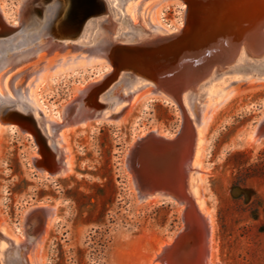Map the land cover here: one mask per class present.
<instances>
[{"label":"rangeland","instance_id":"1","mask_svg":"<svg viewBox=\"0 0 264 264\" xmlns=\"http://www.w3.org/2000/svg\"><path fill=\"white\" fill-rule=\"evenodd\" d=\"M140 1L112 0L115 38L124 40L125 34L140 33L142 27L151 33L149 20L161 31L182 24L180 7L158 6L149 12L155 2L146 0L136 10ZM22 3L0 0V66H5V60L11 62L0 67L3 107L26 112L31 107L29 113L44 121L41 128L48 143L55 144L73 171L65 178H42L32 163L37 149L32 138L14 124L3 126L15 131H0V237H5L0 243L1 264H162L153 255L182 228L181 210L171 204L140 205L123 164L137 136L153 130L174 136L181 123L179 110L161 101H145L142 90L128 105L116 109L121 110L116 122L100 120L92 130L75 135L50 128L62 122V111L77 90L103 72L96 66L65 72L63 58L86 57L84 44L92 45L104 29L94 20L74 42L54 39L42 29L32 39L38 47H30L35 43L16 45L27 25L38 27L34 20L45 18L34 10H41L39 1L21 11ZM26 54L30 57L16 62ZM51 58L61 64L55 67L56 63H49ZM244 62L211 82L212 86H230L229 98L208 113L210 152L206 177L199 187L204 210L214 215L215 264H264V145L253 147L248 142L264 118V55ZM23 91L31 94L30 99L21 100ZM255 138H263L262 131ZM51 205L54 217L37 223L31 211Z\"/></svg>","mask_w":264,"mask_h":264},{"label":"water","instance_id":"2","mask_svg":"<svg viewBox=\"0 0 264 264\" xmlns=\"http://www.w3.org/2000/svg\"><path fill=\"white\" fill-rule=\"evenodd\" d=\"M36 1L41 10L35 8V12L44 13L45 18L48 13L51 16L49 33L54 39L74 42L83 36L86 24L94 20L101 21L105 34L92 45L85 43L83 51L87 59L96 58L101 62L96 67L103 72L97 80L77 90L76 97L62 111V122L52 127L61 130L77 123L101 120L109 98L117 96L128 104L129 96L125 97L122 92L124 83L138 80L146 90L145 101H161L176 107L181 123L172 137L149 132L134 139L123 164L130 186L139 201L163 196L185 203L189 198L198 120L191 121L187 116L184 98L195 93L212 73L231 69L241 50L248 58L264 55V0H155V8L167 3L170 7H180L182 24L174 30L129 40L113 35L112 0H23L20 10ZM45 18L34 22L41 25L47 21ZM119 112L109 115L106 121L116 122ZM0 123L14 124L32 138L37 147L32 163L39 172L51 177L64 168V157L52 142L48 143V137L33 115L3 108ZM260 131L264 138V118L255 129V135ZM54 211L55 206L51 205L36 208L31 213L40 223L53 218ZM197 214L204 227L206 244L210 232L204 217ZM190 219L185 205L181 210L183 226L167 249H161V254H169L180 241L195 235L187 227ZM204 254H208L206 247ZM159 259L158 255L156 260Z\"/></svg>","mask_w":264,"mask_h":264},{"label":"bare ground","instance_id":"3","mask_svg":"<svg viewBox=\"0 0 264 264\" xmlns=\"http://www.w3.org/2000/svg\"><path fill=\"white\" fill-rule=\"evenodd\" d=\"M135 1H137V0H135ZM143 1H146V0L140 1L138 5L134 6V8L137 10V8L139 7L140 3L143 2ZM153 1L156 2L155 0H151V2H153ZM159 7L160 8H166V7H170V5H169V3H167V4H164V5H159ZM154 9H155V6L153 5L149 12L154 11ZM45 19L47 21L42 23L41 25H39L37 23L38 27H31L30 24L27 25L24 28V30H22V32H24L23 38L21 39V41L17 40L19 42L16 43V45L19 44V43L20 44H22V43L23 44H27L28 46L30 44L32 45L35 42H37L36 36L39 34L38 32H40V30L44 29V31H43L44 33L46 31L49 32L50 31L49 30V22H50V19H51V16L49 15V13L47 14V17ZM27 21H29V20H27ZM29 22H27V23H29ZM91 22H93V21H89L86 24V26L84 28V32L87 30V28H89V26L91 25ZM147 22L149 23V26L152 28V31H151L150 34L147 33L146 29H144L142 27V28L139 29L141 31L140 33H137V32L134 33L135 32L134 31L130 37L129 36L127 37L126 34H125L124 40H129V39H132V38L141 39L142 37H145L147 34L155 35V34H160L162 32H165V31H161V29L158 26L154 25L150 20L147 21ZM95 24L99 28L103 27L101 21H95ZM22 26H23V24H22ZM101 30H103V29H101ZM84 34H82V35L84 36ZM44 35H47V33L44 34ZM12 36H10V37H12ZM104 36H105L104 32H98L95 35L94 40L97 41V40L103 38ZM17 37H20V36H17ZM33 37L36 38L35 39L36 41L34 43H33V40H32ZM47 37H48V35H47ZM43 41L45 42L46 40H43ZM4 43L5 42H3V46H4ZM37 45H39V43H35L34 45H32L30 47L31 48H33L35 46L38 47ZM77 46L82 47L84 45H82L81 43H78ZM10 47H9V49H11ZM1 50H2V47L0 46V51ZM39 50H41V49H39ZM37 51H38V49H37ZM5 52H3V53H5ZM9 55H10V53L8 54V56ZM29 57H30V55L26 54L22 58L18 59L16 62L19 61L21 63V61H24V60H26ZM79 58L82 59V61H77ZM247 58L248 57H247V54L245 53V51L241 50V54L237 58V61H236L235 65L239 66L240 64H242L244 62V60H247ZM56 59L57 58H51L49 60V63L50 64H55L56 63V66L60 65L61 64V60L57 61ZM47 60H48L47 57L42 59L43 62H47ZM63 60L64 61H62L63 62L62 66L63 67H67L65 72L66 71L73 72V70L79 69L81 66L94 67V66H100L101 65V62L98 61L96 58L87 59V57H83L81 55L66 57V58H63ZM5 62H6L5 66L8 65V63H11L10 60L9 61L5 60ZM3 63H4V61H3ZM13 63H14V61H13ZM235 65L231 67L232 70L237 68ZM5 66L2 64L3 68ZM232 72L234 73V71H232ZM41 73L42 72H40L38 74L36 80H39V77H40ZM222 74H223V72L216 73V74L212 73L206 79V81L203 82V84L196 90L195 93L187 96L186 98H184V101H183V106L185 108L187 116L191 119V121L198 120V124L196 126L197 143H196L194 158H193L192 165H191V174H190L189 183H188V194H189L188 197L189 198H187L185 200V203L184 202H178V201H175V200H171L170 198H166V197H163V196H150V197L145 198L144 200H141V201L137 200L140 205L142 204V205H144L146 207L147 206L149 207V206H151L153 204H171L177 210H183L185 208V205H186V213L190 214L191 219L189 220V223H188L187 227H188V230L190 231V233L193 232L195 235L194 236L193 235L192 236L189 235L184 240L180 241L178 243V245H176L177 247L175 246L176 248L173 251H171L169 254L166 253L165 255H163V254H161V251H160L159 254L153 255V256H156V258L159 255V258H160L159 261H161L162 264H215V262L213 261V252L215 250L213 249V246L211 245V234H212V231L214 229V215H213V213L211 211L207 212V211L204 210V208L202 206L201 198H200L199 187H200L202 181L206 177V171H205L206 164L205 163H206V158H207V156H208V154L210 152V141L208 139H206V131H207L208 126H209V123H208L209 114L208 113H210V110L212 108H214L216 105L223 104V102H225L229 98V95H230L229 94L230 93V91H229V87L230 86L229 85H226V87H219V86L217 87V86H212L211 85L212 80H214L218 76H221ZM34 81H35V79H34ZM262 82H264V78L262 79ZM37 86H38V84H37ZM142 90H144V87H141V83L138 80H136V79L124 83V86L122 88V92H123L124 96L125 97L129 96L128 99H130V101L133 98V95L137 91H142ZM145 93L146 92H144L143 94H145ZM30 95L31 94L29 92L25 93L23 91L20 94V98H21L22 101H25V98H29L30 99ZM3 100H5V97L0 91V112H1V110L3 108H6V107H3ZM196 101H197V103H196ZM108 103H109L108 104V108L106 107L105 111H103V113L101 115V120H104V121L107 120V117L109 115H111L112 113L116 112V109L119 108V106L122 107V106L128 105L130 102L127 104L125 102V99H118L117 96H113V97L109 98ZM14 105H16V104H14ZM6 106H8V105L6 104ZM16 109H18V108H16ZM28 110H29L28 111V113H29V112H32L33 109L31 107H29ZM22 111H25V110H22ZM31 115L34 116V118L37 120L39 125L44 124V121L40 120L39 118H37L35 113H33V114L31 113ZM97 122L98 121H91V122L79 123V124L77 123V124H74V125L69 126L67 128L63 127L61 130H64V134L65 135L66 134L67 135H70V134L75 135L78 132L83 133V132H87V131L92 130V128L97 124ZM53 125L54 124H51L50 128ZM3 126H5V125H2L0 123V131L9 132V131L13 130V127H3ZM13 131H15V130H13ZM151 132L156 133V134H161V132H159L157 130H153ZM248 142H250L253 147H260V146L264 145V138H255V131H252L249 134ZM59 152H61V151H59ZM33 157H35V156H33ZM72 171H73L72 164L68 161V159H66V157H64V168L60 172L55 174L54 176H51L50 179H59V178L68 177L69 175H71ZM40 174H41L42 178L47 179L48 175L45 172H40ZM197 212L200 213L204 217V219L206 221V224H207V227H208V230L210 232L209 239H208L206 244L204 242V227L199 222V218H198ZM31 219H32V217H31ZM4 239H5V237L1 235L0 243H2V240H4ZM168 246H169V244L168 245H163L160 248L161 249L162 248H166L167 249ZM204 247H206V250L208 251L207 256L204 254ZM8 262H10V261H8Z\"/></svg>","mask_w":264,"mask_h":264}]
</instances>
